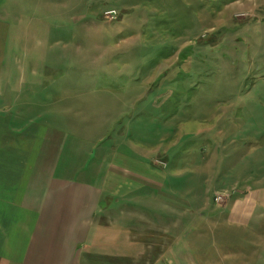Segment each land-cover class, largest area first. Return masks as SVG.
Returning a JSON list of instances; mask_svg holds the SVG:
<instances>
[{
  "label": "rangeland",
  "instance_id": "1",
  "mask_svg": "<svg viewBox=\"0 0 264 264\" xmlns=\"http://www.w3.org/2000/svg\"><path fill=\"white\" fill-rule=\"evenodd\" d=\"M41 50L47 82L39 91L66 89L74 100L79 92L105 115L96 135L104 119L84 123L57 112L48 113L49 123L109 143L115 155L104 156L100 171L118 179L120 192L128 183L148 192L137 180L150 165L167 177L165 188L202 203L180 200L184 223L181 214L132 222L136 236L161 238L169 249L162 264H264V216L241 225L223 207L264 173V0H0V66L3 60L18 75L17 62ZM63 159L74 168L84 160L71 147ZM178 160L208 163L193 180L194 193L183 190L188 178L177 175ZM70 176L96 180L82 171ZM85 264H98L93 252Z\"/></svg>",
  "mask_w": 264,
  "mask_h": 264
},
{
  "label": "crops",
  "instance_id": "2",
  "mask_svg": "<svg viewBox=\"0 0 264 264\" xmlns=\"http://www.w3.org/2000/svg\"><path fill=\"white\" fill-rule=\"evenodd\" d=\"M48 28H44L47 34ZM44 48L47 50L48 46ZM41 52L17 62L21 70L15 66L18 75L9 73L3 60L0 66L7 71L0 73V264H85L88 252H93L98 264L109 257L119 260L135 255L152 258L148 263L133 260L129 264H162L169 249L162 247L161 238L154 241V236H136L132 222L142 220L138 216L167 222L169 216L181 214L184 223L186 209L178 203L182 199L187 206L196 200L190 203L183 194L165 188L167 177L150 165L147 176L139 175L137 180L148 192H137V184L129 183L120 192L118 179L100 171L104 156L115 155L109 143L102 147L100 135L79 136L65 125L49 123L48 113L57 112H73L84 123L104 119L94 127L92 135H96L98 127L105 124V115L97 106L88 105L87 98L79 92L74 100L66 89L50 95L39 91L47 82V64L42 62L46 55L41 56ZM33 113H38V118ZM73 124L79 126L77 122ZM89 146L93 150L87 155ZM70 147L73 155L78 152L84 159L76 168L63 159ZM207 165L176 162L177 175L188 178L182 183L184 191L195 192L193 180ZM73 170L96 180L70 176ZM260 175L255 186L247 184L239 196H232L223 206L229 207L230 222L249 224L253 218L264 216V173ZM107 192L110 198L104 203ZM137 193L143 200L139 205ZM201 204L197 202L195 206ZM200 230L195 229L194 233L199 236ZM166 234L169 235L167 229ZM136 241H142L139 249L133 246Z\"/></svg>",
  "mask_w": 264,
  "mask_h": 264
},
{
  "label": "built area",
  "instance_id": "3",
  "mask_svg": "<svg viewBox=\"0 0 264 264\" xmlns=\"http://www.w3.org/2000/svg\"><path fill=\"white\" fill-rule=\"evenodd\" d=\"M106 13H108V14H113V16L115 15V10H108Z\"/></svg>",
  "mask_w": 264,
  "mask_h": 264
}]
</instances>
